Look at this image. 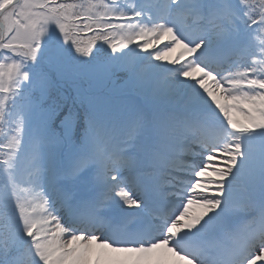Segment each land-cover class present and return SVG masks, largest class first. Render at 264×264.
Masks as SVG:
<instances>
[{
    "label": "snow or ice",
    "instance_id": "obj_1",
    "mask_svg": "<svg viewBox=\"0 0 264 264\" xmlns=\"http://www.w3.org/2000/svg\"><path fill=\"white\" fill-rule=\"evenodd\" d=\"M0 264H264V0H0Z\"/></svg>",
    "mask_w": 264,
    "mask_h": 264
}]
</instances>
